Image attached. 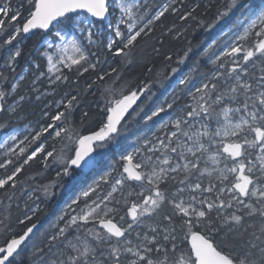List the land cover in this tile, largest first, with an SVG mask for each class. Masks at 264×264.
Wrapping results in <instances>:
<instances>
[{"label": "snow or ice", "instance_id": "snow-or-ice-1", "mask_svg": "<svg viewBox=\"0 0 264 264\" xmlns=\"http://www.w3.org/2000/svg\"><path fill=\"white\" fill-rule=\"evenodd\" d=\"M200 7L189 0H0V132L25 119L26 104H42L35 126L29 121L0 142V264H16L25 248L29 264H264V3L226 0L209 27L223 29L242 15L224 32L232 38L218 55L204 50L212 68L193 83L197 62L171 100L145 112L153 67L138 54L154 38L161 46L166 34L179 40ZM169 15L175 19L165 24ZM33 35L42 39L44 64L18 73L22 44ZM152 52L173 59L156 45ZM137 63L145 78L133 84L124 71ZM97 91L95 110L81 107ZM180 93L189 99L180 103ZM162 114L156 132L137 136L110 170L69 197L50 231L34 240L32 223L16 233L15 224L40 211L36 200L56 196L75 170L95 167L93 153L117 142L131 120L147 124ZM33 164L40 170L22 178ZM53 166L55 179L37 183ZM18 192L27 200L13 220Z\"/></svg>", "mask_w": 264, "mask_h": 264}, {"label": "trees", "instance_id": "trees-1", "mask_svg": "<svg viewBox=\"0 0 264 264\" xmlns=\"http://www.w3.org/2000/svg\"><path fill=\"white\" fill-rule=\"evenodd\" d=\"M165 3V1H163ZM161 2V3H163ZM226 0H189V3H199L201 7L197 9L195 13L196 19H190L189 21H185L184 25L187 26V31L183 32L180 36L179 40L170 39L169 36L166 34L162 39L165 40L163 46L159 45L154 38L148 44L144 46L142 51L138 54L137 60L144 61L148 63V66L153 67V76L151 77V92L154 93L150 101L146 103L145 112H150L154 107L158 106L160 103H163L165 99L171 100V97L174 93H178L180 88L183 86H178L177 84L172 87L174 81L178 78H182L188 74L189 70L192 68L194 64L199 62V71L196 74L193 83H196L199 78L200 74L203 72H207L212 68L211 61L208 57L203 55L205 49H209L211 46V50L209 55L212 53H216L217 55L223 50L226 46V42L230 41L232 38V34L225 35L220 37L221 32L227 31V28L231 26L232 23L236 21L237 17L242 15V11H237L235 15L229 21V24L224 26L222 29L221 25H217L216 27H209L212 24L215 14L218 8H222ZM245 4H252L253 6L260 5L264 3V0H244ZM205 5H208L205 8ZM175 18L173 16H167L164 20L165 24H171ZM201 21H203V25H201ZM160 33L157 31L155 36L159 37ZM50 37V36H49ZM103 38V37H102ZM42 41L40 36H35L31 38H27L23 44V55L19 59L18 66L16 71L19 73L20 70L27 66L31 67L33 62L39 61L42 66L43 63L41 60L37 59V54L34 53L35 47ZM152 45H156L157 47H161L162 53L170 54L173 59L171 61H167L163 59V56H157L155 53L152 52ZM191 49L188 53L187 58L183 64H177L176 61L180 57L183 56L184 51L186 49ZM95 50V49H93ZM3 64V55H0V66ZM114 67L118 66L113 64ZM122 67V66H120ZM172 68H178L176 73H172ZM6 73L9 72L7 69H3ZM94 76L95 74H89ZM88 77L81 78L80 88H84L83 81ZM139 79L145 78V67L143 63H137L131 66L124 71V79L127 81L132 82L133 84L138 82ZM67 90V89H63ZM148 93H145V97ZM183 96V99L180 103H184L189 98L180 93ZM145 97H141V100H144ZM51 97H49V100ZM100 100V93L99 91L96 92L95 95H87L83 96L81 107H88L89 105L93 110H95V103L96 101ZM139 103V101H138ZM42 104H26L25 111L26 117L22 121H15L13 120L10 124L9 128L4 129L1 133L7 134L12 129H23L25 124H28L29 121L35 126L36 122L40 119V109ZM143 116V113L141 114ZM165 118L162 114L159 118H154V121H149L147 124L141 119L140 116L136 117L134 120H131L130 123L127 124V131L123 134L117 142L113 144L107 145L103 149H98L93 156L95 157L96 161V168L93 170L95 173L93 179H99L101 175L105 172L110 170L111 166L119 160L120 154L125 152V150L130 151L132 146V141L135 140L137 136L140 135H147L151 136L152 133L156 132L157 127L160 121ZM126 120L129 118L126 117ZM43 123L44 121H40ZM123 123V122H122ZM87 132L88 130L85 129ZM41 166L38 164H33L31 167L27 168L26 171L22 174V178L32 175L33 173L40 170ZM57 168L53 166L50 168L46 174L42 177L37 178V183H44L52 180V174L56 173ZM49 177V178H48ZM92 179V180H93ZM64 180V178H63ZM92 180L87 183L85 182L83 187H87V184L91 183ZM28 184H32V181H28ZM64 186V185H63ZM19 193V192H18ZM17 193V194H18ZM40 195V193H37ZM12 217L15 220L16 216H19L20 213L17 212L15 208L12 210ZM42 212H38L36 217L33 220L28 221L26 225H19L15 224L14 227L16 228V233L19 234L21 229L25 228L26 226H30L32 223H37L40 220ZM43 230V229H42ZM42 230L35 234L34 240H38L40 236L43 234ZM3 237H0V243L3 242ZM16 264H29V251L23 250L21 256L17 258Z\"/></svg>", "mask_w": 264, "mask_h": 264}, {"label": "flooded vegetation", "instance_id": "flooded-vegetation-1", "mask_svg": "<svg viewBox=\"0 0 264 264\" xmlns=\"http://www.w3.org/2000/svg\"><path fill=\"white\" fill-rule=\"evenodd\" d=\"M35 37V35L30 36ZM83 175L80 181H77V175ZM94 172L88 173H81L77 170L74 171L71 177H65L63 180V187H58L57 194L53 198L49 200H43L41 197L40 200H36L35 203L39 204L40 211L42 212L40 220L36 223L37 229L36 233L40 232L42 229L46 228L47 226H51L57 220V217L62 213V210L66 207V202L70 203L69 197L74 194H78L79 188L85 184V182H89L93 179ZM56 173L52 174V180L55 179ZM50 181V180H49ZM48 182V181H47ZM44 181V183H47ZM35 195H38L37 193ZM17 199L12 202V209L15 208L18 210L17 212L22 215L24 209V203L27 200V194L24 196H20L17 194ZM29 204H32V201H28ZM17 204H19V208H17ZM27 223V222H26ZM27 252L29 249L25 248Z\"/></svg>", "mask_w": 264, "mask_h": 264}, {"label": "rangeland", "instance_id": "rangeland-1", "mask_svg": "<svg viewBox=\"0 0 264 264\" xmlns=\"http://www.w3.org/2000/svg\"><path fill=\"white\" fill-rule=\"evenodd\" d=\"M163 1H165V2H167V0H154V3L155 4H161V2H163ZM164 3V2H163ZM113 19H115V18H113ZM100 31L102 32V33H104L105 31H106V28H105V26H103V25H101V28H100ZM224 32H226V31H222L221 32V35H220V37H223V36H225L224 35ZM103 37V36H102ZM101 37V38H102ZM41 46H42V41L35 47V50H34V53H36L37 54V59L38 60H41L42 61V63L44 64V61L42 60V58H41V55H40V48H41ZM25 75H27V73H24ZM177 84V83H176ZM22 130V129H21ZM8 134V133H7ZM7 134H4V133H1L0 132V142H2L3 141V139L6 137V135ZM0 151H2V150H0ZM82 173V172H81ZM83 177V175H80V174H78L77 175V181H80V179ZM53 225V224H52ZM52 225L51 226H47L46 228H44L43 230H42V233L43 234H45L46 232H48V231H50L51 229H52Z\"/></svg>", "mask_w": 264, "mask_h": 264}, {"label": "water", "instance_id": "water-1", "mask_svg": "<svg viewBox=\"0 0 264 264\" xmlns=\"http://www.w3.org/2000/svg\"><path fill=\"white\" fill-rule=\"evenodd\" d=\"M177 80H178V79H177ZM177 80H176L175 82H177ZM173 85H174V84H173ZM93 168H94V167H93ZM93 168H92V169H93ZM92 169H91V170H92ZM91 170H90V171H91ZM77 171L82 172L81 170H77ZM90 171H89V170H85V171H83V172H90ZM34 232H36V230H34ZM22 247H23V246H22Z\"/></svg>", "mask_w": 264, "mask_h": 264}, {"label": "bare ground", "instance_id": "bare-ground-1", "mask_svg": "<svg viewBox=\"0 0 264 264\" xmlns=\"http://www.w3.org/2000/svg\"><path fill=\"white\" fill-rule=\"evenodd\" d=\"M48 39H51V36L48 37ZM25 68H28V67H27V66L23 67V68L20 70V72H22V70L25 69ZM48 178H49V177H48Z\"/></svg>", "mask_w": 264, "mask_h": 264}]
</instances>
